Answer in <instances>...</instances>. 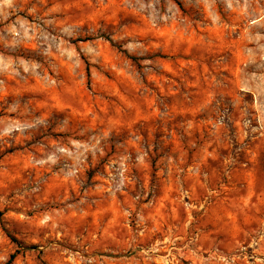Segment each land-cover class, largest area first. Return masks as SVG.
Segmentation results:
<instances>
[{
	"label": "rangeland",
	"instance_id": "1",
	"mask_svg": "<svg viewBox=\"0 0 264 264\" xmlns=\"http://www.w3.org/2000/svg\"><path fill=\"white\" fill-rule=\"evenodd\" d=\"M0 212V264H264V0H0Z\"/></svg>",
	"mask_w": 264,
	"mask_h": 264
},
{
	"label": "trees",
	"instance_id": "2",
	"mask_svg": "<svg viewBox=\"0 0 264 264\" xmlns=\"http://www.w3.org/2000/svg\"><path fill=\"white\" fill-rule=\"evenodd\" d=\"M2 216V213L0 212V217ZM15 258V255H12L11 257H10V261H12L13 259Z\"/></svg>",
	"mask_w": 264,
	"mask_h": 264
}]
</instances>
